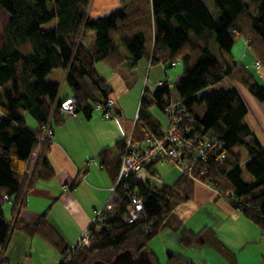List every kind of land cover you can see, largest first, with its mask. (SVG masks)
<instances>
[{
  "label": "trees",
  "instance_id": "trees-1",
  "mask_svg": "<svg viewBox=\"0 0 264 264\" xmlns=\"http://www.w3.org/2000/svg\"><path fill=\"white\" fill-rule=\"evenodd\" d=\"M120 1V8L93 18L88 14L90 0H0L7 16L1 28L5 41L0 47V264H10L4 254L13 230L37 235L56 249L61 255L58 264L107 263L130 246L135 251L147 250L173 209L193 199L194 184L182 174L171 186L160 189L140 184L144 210L136 222L127 225L123 220L127 201L119 187L120 202L107 214L104 227L97 232L89 228V245L76 249L69 260H63L68 247L45 221V215L32 225L16 221L9 225L3 220L6 202L11 201L16 209L23 191L35 180L47 181L53 176L46 158L50 141L43 142L39 154L31 159L42 128L63 121L59 108L69 97L60 98V84L46 81L47 74L57 68L65 71L69 95L78 102L75 113L89 117L96 105L107 103L110 91L95 64L116 68L124 58L121 44L134 60L147 57L150 64H182L181 76L172 84L176 100L189 108L197 128L213 131L223 143L222 152L196 164V173L202 181L211 180L220 193H231L229 204L264 232V148L247 125V108L232 85L244 86L264 108L260 74L264 71V0H212V8L204 0ZM50 22L54 27L48 30L44 26ZM88 29L94 35L89 44L82 40ZM240 38L249 40L248 49L254 60L260 61V71L235 59L231 50ZM211 39L217 44L218 56L209 48ZM225 78L231 84L228 88H214ZM160 82L148 97H144V88L138 107L144 123L134 126L135 142L143 141L145 129L155 131L160 126L152 108L164 113L171 96V84ZM123 143H116V158L107 150L97 155L113 181ZM236 147L245 150V162ZM154 163L148 167L150 173H154ZM242 166L250 177L247 181L242 178ZM204 233L192 234L184 229L179 234L180 243L184 248L203 246ZM149 257L154 261L152 255ZM165 264L192 263L168 254Z\"/></svg>",
  "mask_w": 264,
  "mask_h": 264
},
{
  "label": "crops",
  "instance_id": "crops-1",
  "mask_svg": "<svg viewBox=\"0 0 264 264\" xmlns=\"http://www.w3.org/2000/svg\"><path fill=\"white\" fill-rule=\"evenodd\" d=\"M91 1L96 3L94 11L99 5V9L103 10L109 8L110 4H115L114 0H111L112 3L110 0ZM212 7L213 5L209 6ZM6 21L7 16L0 7V47L5 41L1 28ZM82 35L88 44L94 38L93 31L88 33L84 31ZM241 40L238 55H233L238 62L255 69L253 64L255 58L248 49L246 40L244 38ZM211 42L210 40L209 45ZM120 51L124 58L116 68L110 69L102 62L95 64V68L106 78L110 87L108 98L113 101L111 109L113 115L105 117L94 110L86 117L84 113L77 112L75 116L65 119L58 126L51 124L50 149L46 158L53 176L47 181L35 180L29 189L23 191L21 204L16 209H13L11 201L4 204L6 206L2 210L3 220L9 225H13L15 221L28 225L37 224L42 215H45V221L59 233L63 243L70 247L87 228L94 212L107 202L109 187L112 186L114 178L109 171L100 166L97 155L107 150L116 158L119 156L116 143L130 136L134 137L133 129L137 123L134 120L136 114L139 115L141 93L146 87L141 88L139 78L134 74V68L143 58L132 59L122 44ZM140 65L143 66L144 63ZM260 74L264 83V71L261 70ZM180 76L179 73L177 79ZM64 77L65 71L59 68L48 73L46 77L48 81L60 84V98L69 96ZM225 81L226 78L221 83L229 87L231 84L228 85L229 82ZM232 85L247 108L245 115L247 125L251 127L264 148L263 106L244 86L235 82ZM147 89L146 87L144 97H148L151 92L146 93ZM152 110L158 125H163L164 113L155 107ZM140 121L141 124L144 123L141 118ZM29 123L32 124V120H29ZM163 162L164 160H160L154 163V173L148 171L150 178L147 183L151 188L171 186L181 177L179 171L174 169L177 177L166 182L158 172ZM193 184V199L175 207L170 216L166 217L158 232L159 236L152 238L148 244L146 251L154 257L152 262L164 264L167 262L168 254H175L192 264H264L262 229L211 190L201 184ZM184 229L192 234L204 231L206 238L204 245L184 248L179 239V234ZM4 258L10 264H58L61 261L60 253L40 237L30 236L19 230H13L11 233Z\"/></svg>",
  "mask_w": 264,
  "mask_h": 264
},
{
  "label": "built area",
  "instance_id": "built-area-1",
  "mask_svg": "<svg viewBox=\"0 0 264 264\" xmlns=\"http://www.w3.org/2000/svg\"><path fill=\"white\" fill-rule=\"evenodd\" d=\"M248 42L249 40L246 41V45ZM152 47H154V44ZM254 61L257 67L261 66L258 60ZM159 84L162 83L157 80L155 85ZM77 106L78 102L73 95H69V97L64 99L59 108L62 120L64 121L71 116H75ZM112 106L113 101L107 99L106 104L96 105L95 110L102 113L105 117H110L113 115L111 112ZM164 109V125L158 126L155 131L148 128L145 129L146 136H144L142 142H135L133 136L124 140V148L121 153L122 157L118 165L116 179L110 187L111 194L107 198V202L102 208L96 210L90 220L91 222L82 235L72 246L68 247L63 260H69L70 254L76 249L89 245V228L97 232L104 227V220L107 214L113 212L114 205L120 202L117 193L119 187L127 201L124 207V222L129 225L138 220L144 210L139 185L148 182L150 178L148 167L153 162H159L160 160L167 161L175 166L180 174L193 183L201 184L203 187L211 190L213 194H216L223 201L229 203V200H233L231 193H220L214 188V183L211 180L202 181L198 173H196V164L198 162L207 161L210 155L218 151L222 152L223 143L220 139L211 130H206L202 127L197 128L196 119L189 108L182 104L181 100L177 101L170 96V100ZM134 121L141 122L138 113ZM51 134V127L44 126L42 128V133L39 135L38 147L34 151L36 156L40 152V145L43 142L50 141ZM223 157L221 155V158ZM148 232L151 233V230H148Z\"/></svg>",
  "mask_w": 264,
  "mask_h": 264
},
{
  "label": "rangeland",
  "instance_id": "rangeland-1",
  "mask_svg": "<svg viewBox=\"0 0 264 264\" xmlns=\"http://www.w3.org/2000/svg\"><path fill=\"white\" fill-rule=\"evenodd\" d=\"M207 2V4L209 6L213 5V2L212 0H205ZM111 2V0H110ZM115 4H110L108 7L109 8H106V9H103V10H100V5L98 7L97 10L94 11L95 9V6H96V3L95 1H91L90 0V5H89V8H88V14H90L91 17L95 18V17H98V16H104V15H107L109 14L110 11H113V10H116L118 8H120L122 2L120 0H114ZM116 2H117V5H116ZM112 3V2H111ZM102 14V15H101ZM46 29H52L54 27V22H50V23H47L45 24L44 26ZM87 33L88 32H91L92 30L91 29H88L86 30ZM82 40L84 42H86L87 39H85V36L82 35ZM211 43H210V50L218 56L219 52H217V44L215 43L214 39H211ZM87 43V42H86ZM241 43H242V40L241 38L234 44L233 48L231 51H233V54H237L239 53L238 51V48L241 47ZM123 45V44H122ZM153 45V44H152ZM124 46V45H123ZM125 48V46H124ZM148 58L147 57H144L142 60H140V62H138V65H136V67L134 68V74H136V76L139 78V83H140V86L142 88L143 87H147L148 89L146 90V93H149L150 91H153L156 87H155V83L157 80H160V81H168L170 84H171V97L173 99H176L177 97V93L174 89V87L172 86V84L177 80V77L179 76V73L182 69V64H180L179 61H177L176 65L175 66H168L167 68H165V65H163L162 63L160 62H155L153 63L152 65H150L149 63V60H147ZM257 60V59H256ZM142 62L144 63L143 66H141L140 64H142ZM260 62V61H259ZM100 64V63H99ZM254 64V67L256 70H259L261 68L260 67H257L255 62L253 63ZM261 64V63H260ZM166 69V70H165ZM47 81V79H46ZM225 82H228V81H225ZM137 84V83H135ZM230 85V84H228ZM225 87H228V86H225L223 83H219V85H216L214 88H225ZM212 88V87H211ZM210 88V89H211ZM143 89V88H142ZM132 93V92H131ZM144 93V90H142V93L141 95H143ZM156 115L158 114L155 113ZM163 120H164V116H163ZM164 124H165V120H164ZM163 124V125H164ZM234 150H236L238 153H240L241 155V158L242 160L245 162L246 161V152L243 148L241 147H236ZM36 156V153L34 152L32 154V157L31 159L34 161V157ZM32 161V162H33ZM161 165V164H160ZM159 165V166H160ZM159 168V167H158ZM174 169L177 171L178 169L173 166L171 163H168L167 161H164L163 162V165L160 166V170H158L159 172V175L162 176L163 179H166L165 181L169 182L170 180H173L175 179V177H177V172L174 171ZM179 171V170H178ZM241 171H243V174H242V178L244 181H247L250 179L249 175L246 174V172L244 171V167L242 166L241 167ZM179 175V174H178ZM177 179V178H176ZM114 183V182H113ZM151 183H153V181H151ZM113 185V184H112ZM111 187V186H110ZM109 187V188H110ZM111 194V190H109V195ZM109 197V196H108ZM108 200V199H107ZM6 205L3 206V208H5ZM96 212V211H95ZM94 212V213H95ZM159 236V233L157 235H155L154 237H157ZM153 237V238H154ZM152 240V239H151ZM151 242V241H150ZM149 242V243H150ZM148 243V244H149ZM158 247H160V244H158ZM127 249H132L134 250V247L133 246H130V248H127ZM163 254V252L161 253ZM164 255V254H163ZM160 256V255H159ZM165 264V263H164Z\"/></svg>",
  "mask_w": 264,
  "mask_h": 264
},
{
  "label": "water",
  "instance_id": "water-1",
  "mask_svg": "<svg viewBox=\"0 0 264 264\" xmlns=\"http://www.w3.org/2000/svg\"><path fill=\"white\" fill-rule=\"evenodd\" d=\"M92 264H154V262L150 260L149 252L146 250L140 251L139 256L136 257L132 250L123 249L107 263L99 260Z\"/></svg>",
  "mask_w": 264,
  "mask_h": 264
},
{
  "label": "flooded vegetation",
  "instance_id": "flooded-vegetation-1",
  "mask_svg": "<svg viewBox=\"0 0 264 264\" xmlns=\"http://www.w3.org/2000/svg\"><path fill=\"white\" fill-rule=\"evenodd\" d=\"M132 250V249H131ZM132 252L134 253V256H139V253H140V250L139 251H135V250H132Z\"/></svg>",
  "mask_w": 264,
  "mask_h": 264
}]
</instances>
